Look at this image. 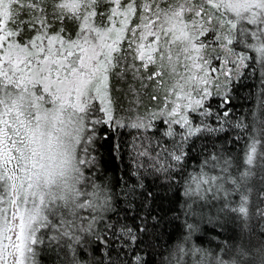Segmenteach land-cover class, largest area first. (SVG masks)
<instances>
[{"label": "snow or ice", "instance_id": "obj_1", "mask_svg": "<svg viewBox=\"0 0 264 264\" xmlns=\"http://www.w3.org/2000/svg\"><path fill=\"white\" fill-rule=\"evenodd\" d=\"M213 43L227 57L246 44L264 65V0H0V264H38L41 251L86 245L93 225H84L80 211L97 205L89 199L96 192L84 187L91 161L82 141L89 124L113 120V79L164 91L160 115L168 117L166 134L181 137L177 149L202 131L188 110L208 115L204 101L215 79L210 73L219 70L211 67L219 59L208 51ZM246 59L237 56V70ZM228 64L225 58L223 66ZM172 125L187 131L175 132ZM261 143L251 138L245 163L259 161L264 170ZM171 158L178 162L182 153ZM253 174L251 168L242 172L237 189L251 191L247 180ZM199 192L189 187L185 195ZM107 203L100 207L106 210ZM221 211L247 217L248 195H241L238 207L225 203ZM257 212L264 218V209ZM147 230L144 217L137 231ZM122 232L143 242L127 225ZM189 251L201 252L196 264H264V244L252 250L237 245L225 252L228 259L216 255L211 261L200 249ZM134 259L143 264L139 255ZM61 264L80 262L73 256Z\"/></svg>", "mask_w": 264, "mask_h": 264}, {"label": "trees", "instance_id": "obj_2", "mask_svg": "<svg viewBox=\"0 0 264 264\" xmlns=\"http://www.w3.org/2000/svg\"><path fill=\"white\" fill-rule=\"evenodd\" d=\"M210 41L211 36L205 42ZM247 43L257 41L249 39ZM217 50L215 43L208 49L211 53ZM234 51L248 59L235 78L223 89H213L204 101L208 115L190 112V118L195 117L193 125H199L202 131L186 137L180 149L177 144L181 137L166 134L169 126L161 115H153L149 123L150 114L157 111L156 100L151 97L159 96V91L140 88L135 81L113 79V97L118 100L113 120L89 124L82 141L91 161L84 168V187L89 193L96 192L89 199L97 207L85 208L80 215L85 226L93 225V232L86 237L85 246L74 244V251H41L38 264H61L73 256L80 264H94V260L103 264H138L135 255L143 264H196L201 252L193 256L191 249L202 250L211 261L216 255L228 259L225 252L237 245L252 250L264 244V218L257 212V207L264 209V196L260 195L264 190V170L258 167L259 161L251 166L245 163L252 137L261 140L258 147L264 150V65L259 54L246 44ZM137 123L144 126L133 127ZM204 124L215 131H207ZM172 129L187 131L178 125H172ZM181 153L180 161L171 158V154ZM226 161L231 163L226 166ZM248 168L254 174L247 180L251 191L245 192L243 187L237 189V184L240 174ZM212 177L217 179L212 181ZM205 180L209 183H203ZM189 187L199 188L200 192L189 197L185 195ZM200 194L204 199L199 198ZM242 194L248 195L247 217L221 211L225 203L230 208L238 207ZM105 199L106 210L100 207ZM144 217L148 220L147 233L137 231ZM125 225L143 242L129 241L122 232Z\"/></svg>", "mask_w": 264, "mask_h": 264}, {"label": "rangeland", "instance_id": "obj_3", "mask_svg": "<svg viewBox=\"0 0 264 264\" xmlns=\"http://www.w3.org/2000/svg\"><path fill=\"white\" fill-rule=\"evenodd\" d=\"M201 39H202V37H201ZM217 49H218L217 53H211V55L213 57L219 58V59H213L212 64H211V67H215V68L219 69L216 73H210V75H212L215 78L213 83L211 85H209L212 93H213V89L218 88L217 85H219V88L223 89L225 84H227L231 78H235V76H237V71L240 69L239 68L237 70V68L234 66V62L236 61V58H237L235 51H234V54L232 56L227 57L226 54L223 53L222 50H220L218 47H217ZM225 58H227L229 60V64L226 67L223 66V62H224ZM228 69H231L230 73H228ZM225 73H227V75ZM198 74L203 75V72L198 71ZM158 93H159L158 94L159 99L156 100L157 111L154 112L153 114L160 115V110H161V108L164 107V100H163L164 91L159 90ZM193 99H199V96L196 95L195 93H193ZM188 111L191 112V110H188ZM153 114H150L149 123L150 122L152 123L153 119L155 118V116L153 117ZM160 117H162L164 121L168 119L167 116H160ZM178 126H180V125H178Z\"/></svg>", "mask_w": 264, "mask_h": 264}]
</instances>
